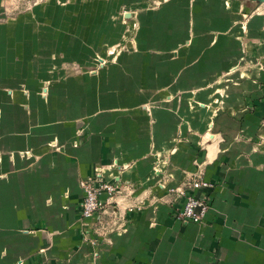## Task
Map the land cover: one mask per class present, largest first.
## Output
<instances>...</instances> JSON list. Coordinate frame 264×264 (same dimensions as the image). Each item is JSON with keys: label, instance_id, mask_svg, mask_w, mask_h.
Returning <instances> with one entry per match:
<instances>
[{"label": "crops", "instance_id": "1", "mask_svg": "<svg viewBox=\"0 0 264 264\" xmlns=\"http://www.w3.org/2000/svg\"><path fill=\"white\" fill-rule=\"evenodd\" d=\"M138 1L142 0L123 2L131 6ZM228 1L231 10L224 6ZM116 6L104 8L100 18L113 11L117 23L94 24L109 44L126 42L129 35L130 27L122 21ZM250 7L254 6L245 0H173L159 11L141 13L135 35L141 51L116 57L125 69L114 66L116 69L108 73V88L107 81L101 86L99 80L91 92L92 100L86 101L90 105L76 101L77 109L86 107V113L76 117L69 108L78 95L68 103H60L57 95L63 91L56 84L46 101L35 95L37 84L30 87L29 98L16 91L24 73L37 75L43 70L38 59L26 69L20 53L25 40L10 41L8 37L15 38V34L7 26H0V77L10 88H0V228H45L53 241L49 250L25 264H260L259 257L264 255V248L258 245L264 241V145L256 148V139L264 133V4L246 24V34L242 26H231V16H242L241 12ZM215 30L225 35L219 39ZM37 43L43 45L42 41ZM176 51L177 56H170ZM45 55L51 60L54 54L45 49ZM7 60L16 64L8 76L4 73L9 71ZM212 61L222 66L241 63L236 76L242 81L231 88L228 101L236 115L222 114L214 121L205 116L200 136L185 133L187 142L170 155L166 168L174 176L171 184L177 185L185 180V172L197 171V164H202L204 180L215 185L212 189L190 190L191 196L207 197L212 205L198 225L174 217L187 202L183 198L159 205L156 214L150 208L154 199L167 195L158 186L163 175H153L155 158L151 148L161 152L165 145H171L176 128L174 124L168 126L171 122H166L158 110H154L155 121L151 122L143 105L161 101L158 95L166 89V81L179 77L193 82L199 73H216L208 67ZM259 63L263 65H256ZM44 72L41 79L50 78V69ZM96 76L94 80L99 79ZM83 88L78 87V93L85 94ZM74 120L85 121L84 143L76 150L68 147L67 154L57 159L58 171L54 172L48 162L40 172L43 180L38 182L37 171L21 170L22 163H29L18 157L12 163L11 152L40 153L51 138L68 143ZM241 132L244 139L238 140ZM122 153L139 159L116 180L133 188L135 199L147 207L127 214L128 231L115 236L112 245L93 249L82 241L78 226L84 199L80 181L94 177L96 166L111 164ZM66 192L68 197H64ZM126 199L114 198L110 209L118 206L123 212ZM152 220L157 222L154 227L150 226ZM99 249L102 253L96 257Z\"/></svg>", "mask_w": 264, "mask_h": 264}, {"label": "rangeland", "instance_id": "2", "mask_svg": "<svg viewBox=\"0 0 264 264\" xmlns=\"http://www.w3.org/2000/svg\"><path fill=\"white\" fill-rule=\"evenodd\" d=\"M123 1L0 0V26H7L10 33L15 34V38L8 37V39L10 41L16 39L20 42L21 39L25 40L20 47L21 63L28 69L35 59H38L43 70L39 71L37 75L36 73H33V75H30L29 72L24 73L25 76L19 79L20 82L16 91L29 98L31 95L30 87L32 84H37L35 95L46 101L50 97L52 86L56 84L63 91V94L59 93L57 95L60 103H68L78 95L74 104L69 108L72 109L71 114L73 117L85 114L86 107L85 110L83 108L77 109L76 103L80 102L82 106L90 105L86 101L92 100L93 94L91 92L96 90L99 80L101 81V86L107 81L108 86L106 88L109 87L110 75L108 73L112 69H116L114 67L118 65L116 57L121 54H135L139 50L141 51V47L137 44L135 38L138 32L139 15L141 13L159 11L165 5H170L173 0H142L131 3V6H126ZM115 3H117L116 7L119 8V11L121 10L120 17L122 21L130 27L126 45V42L122 41L116 44L112 41L111 44L106 43L107 36L99 33L100 28L94 26V24L99 26V21L108 25L118 22L112 14L113 11L100 18V12L106 7L107 9L109 7L113 8ZM245 3H250L254 7L241 12L242 16L232 15L231 19L234 24L232 23L231 26L234 28H241L242 26L241 31L246 34V24L254 14H257L261 5L253 0H245ZM191 4L192 1L190 6ZM224 6L231 10L232 3L228 1L226 4L224 3ZM238 17L241 18L239 19ZM236 19H239V21ZM216 23L219 24V27L221 26L219 20ZM213 32L219 39L225 35V32H221V30ZM239 37L240 42L245 44V41H242L243 38ZM29 41L35 42L31 44ZM39 41H42L43 45L38 44L37 42ZM45 49L54 54L50 57L51 60L46 59ZM242 53L244 55L247 53L244 47ZM30 54L33 57H30ZM177 55V51L170 53V56ZM14 64L11 60L6 61L5 66L9 69V71H4L6 76L12 74ZM240 64L229 63L222 66L223 64L220 62H208V67H213L217 71L216 73L209 71L208 74H205V72L199 73L194 75L193 82L185 81L179 77H176L173 81H166V89L159 91L158 97L161 101L151 100L143 105L151 122L155 121V118H153L154 110H158L163 112L166 122H171L168 126L174 124L176 128V132L170 142L171 145H165L164 147L167 148H161V152L155 150L154 146L151 148L152 155L155 158L153 175L155 178L163 175V179L158 181V186L167 193L165 197L153 200L150 208L155 214L159 209V205L163 203L169 204L182 198L187 201L188 198L193 197L190 194V190L194 188L193 184L196 181L204 180L202 164H197L198 170L185 172L186 178L181 184H171L174 176L166 170L170 164L169 157L177 149L179 150V147L184 142H187L185 133L188 132L189 134L200 136V131L203 130L202 125L205 123L203 121L205 116L214 121L222 114H230L231 117L236 115L235 112L229 109L228 101L230 100L231 88L238 86L242 81L241 78L236 76L237 70L241 67ZM166 65L171 66L170 60H166ZM256 65L263 64L259 63ZM118 66H121L122 70L126 67L122 63ZM49 69L50 78L47 76V78L41 79L46 73L44 70L48 71ZM99 74H101L99 77L96 76ZM30 76L31 78H29ZM94 76L99 79L94 80ZM182 80L185 82L182 83ZM2 86L5 89H10L8 85H3L0 77V88ZM82 86L85 89V94L78 93L77 88H82ZM169 87L172 93L169 91ZM158 97H155V99L157 100ZM51 98L55 100L54 97ZM21 105L25 106L26 104L22 101ZM74 124L75 126L69 136L68 143H62L58 138H51L40 148V153H35L32 150L11 152L9 155L12 163L15 162L17 157L23 162L29 163L27 165L22 163L21 170L37 171L38 182L43 180L44 176L40 172L48 162H50L54 172L58 171L57 159L67 154L68 147L76 150L81 148L84 143L85 121L77 120ZM261 128L264 130V123ZM167 129L169 128L166 127L165 130ZM240 136L238 140L244 139L242 138L244 136L243 132H241ZM263 145L264 133L256 139V148ZM138 159V157H127V154L122 153L111 164L96 166L94 177L81 179L80 187L82 189V183L96 186L101 182H117L119 184V192L115 195V198L118 196L127 198L123 212L116 206L117 209L108 207L100 210L89 220H86L81 215L78 226L82 241L93 249L101 248L104 245H112L115 236H122L128 231L127 214L142 212L147 207L145 202L135 199L133 188L124 187L122 182L116 180L118 176L122 177L124 173L132 169ZM2 162L3 153H0V163ZM23 173L22 178L24 177ZM52 177L54 179V175ZM57 177L59 176L57 175ZM214 187L215 185H213ZM68 194L66 192L64 197H68ZM204 199L208 203L207 212L198 225L203 223L212 209L207 197ZM182 210L174 213V217L177 221L185 222L179 219ZM156 225L157 222L155 220L150 222L151 227ZM52 244L51 232L45 228L25 230H5L0 228V264H25L28 260L44 254L52 247ZM258 245L264 248V241H261ZM101 253V249L95 251L96 257ZM259 262L264 264V255L259 257Z\"/></svg>", "mask_w": 264, "mask_h": 264}, {"label": "built area", "instance_id": "3", "mask_svg": "<svg viewBox=\"0 0 264 264\" xmlns=\"http://www.w3.org/2000/svg\"><path fill=\"white\" fill-rule=\"evenodd\" d=\"M84 199L82 203V215L86 220L91 219L97 212L107 209L112 205L115 195L119 192L117 182H101L96 186L82 183ZM195 189H212L213 184L205 180L196 181ZM105 197V198H103ZM207 201L203 198L190 197L182 210L180 220L199 223L207 212Z\"/></svg>", "mask_w": 264, "mask_h": 264}, {"label": "water", "instance_id": "4", "mask_svg": "<svg viewBox=\"0 0 264 264\" xmlns=\"http://www.w3.org/2000/svg\"><path fill=\"white\" fill-rule=\"evenodd\" d=\"M253 1L257 2L259 5L264 4V0H253Z\"/></svg>", "mask_w": 264, "mask_h": 264}]
</instances>
